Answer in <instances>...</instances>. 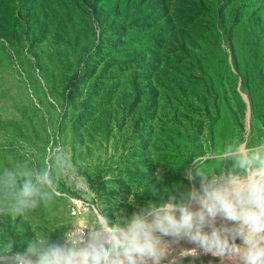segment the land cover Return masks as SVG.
<instances>
[{
    "label": "rangeland",
    "instance_id": "1",
    "mask_svg": "<svg viewBox=\"0 0 264 264\" xmlns=\"http://www.w3.org/2000/svg\"><path fill=\"white\" fill-rule=\"evenodd\" d=\"M12 9L0 20V172L26 160L43 167L56 145L77 169L47 205L0 215V241L13 239L14 253L35 232L62 242L98 213L114 222L167 203L174 185H189L195 158L220 173L227 144L264 142V45L253 47L264 43V0H14ZM73 199L91 206L88 220L70 215Z\"/></svg>",
    "mask_w": 264,
    "mask_h": 264
},
{
    "label": "clouds",
    "instance_id": "2",
    "mask_svg": "<svg viewBox=\"0 0 264 264\" xmlns=\"http://www.w3.org/2000/svg\"><path fill=\"white\" fill-rule=\"evenodd\" d=\"M216 158L226 171L216 173L195 158L194 168L185 169L188 186L174 185L169 202L157 206L148 201L130 218L118 215L113 222L105 212L98 213L87 231L69 227L62 242L34 231L24 252L14 253L13 239L5 238L0 241V264H163L168 254L163 237L168 235L186 237L213 256L264 264V142L248 146L234 140ZM76 175L69 152L60 145L48 149L43 167L26 160L4 169L0 215L23 218L58 195L61 177ZM218 215L232 225L216 226ZM206 225L210 232L204 230ZM182 254L198 255L195 248Z\"/></svg>",
    "mask_w": 264,
    "mask_h": 264
},
{
    "label": "crops",
    "instance_id": "3",
    "mask_svg": "<svg viewBox=\"0 0 264 264\" xmlns=\"http://www.w3.org/2000/svg\"><path fill=\"white\" fill-rule=\"evenodd\" d=\"M219 216V215H218ZM222 223H228L229 226L232 225L233 222L227 221ZM178 243L171 240H167L164 244L168 247V254L165 256L163 260V264H241L238 257L228 258L225 256L224 258L213 256L211 253H205L202 248H200L195 243L190 246L189 249L195 248L197 251V256H193L192 254L183 255V247L179 246ZM237 244L241 243V240L237 238ZM149 264H152L149 261Z\"/></svg>",
    "mask_w": 264,
    "mask_h": 264
},
{
    "label": "built area",
    "instance_id": "4",
    "mask_svg": "<svg viewBox=\"0 0 264 264\" xmlns=\"http://www.w3.org/2000/svg\"><path fill=\"white\" fill-rule=\"evenodd\" d=\"M91 206L81 200L73 199L72 203L69 206V213L73 218L77 219H87L88 215L91 213ZM88 220V219H87ZM90 220H88L85 224H76L75 226L80 227L81 229H85L87 231V227L90 224ZM74 226V225H73Z\"/></svg>",
    "mask_w": 264,
    "mask_h": 264
},
{
    "label": "trees",
    "instance_id": "5",
    "mask_svg": "<svg viewBox=\"0 0 264 264\" xmlns=\"http://www.w3.org/2000/svg\"><path fill=\"white\" fill-rule=\"evenodd\" d=\"M13 2L14 0H0V20L5 21L7 19V16L12 11H13L12 13H15V10L12 9ZM253 45H254L253 47H257V46L260 47L261 45H264V43H262L260 40H255ZM79 77H80L79 74L73 75L70 79V82L67 88L71 89L75 85ZM69 94H71V92Z\"/></svg>",
    "mask_w": 264,
    "mask_h": 264
},
{
    "label": "water",
    "instance_id": "6",
    "mask_svg": "<svg viewBox=\"0 0 264 264\" xmlns=\"http://www.w3.org/2000/svg\"><path fill=\"white\" fill-rule=\"evenodd\" d=\"M193 208L195 209L196 207L195 206H193ZM179 216V215H178ZM217 218H221L220 216H217ZM216 218V219H217ZM169 236H171V235H168V236H164L163 238H166V237H169Z\"/></svg>",
    "mask_w": 264,
    "mask_h": 264
}]
</instances>
